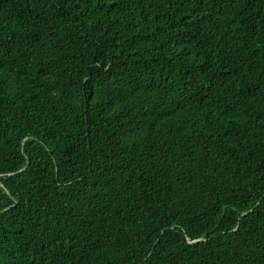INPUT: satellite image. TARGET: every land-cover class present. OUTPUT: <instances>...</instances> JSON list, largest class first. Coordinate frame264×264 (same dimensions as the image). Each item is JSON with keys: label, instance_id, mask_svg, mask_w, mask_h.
Wrapping results in <instances>:
<instances>
[{"label": "trees", "instance_id": "obj_1", "mask_svg": "<svg viewBox=\"0 0 264 264\" xmlns=\"http://www.w3.org/2000/svg\"><path fill=\"white\" fill-rule=\"evenodd\" d=\"M0 264H264V0H0Z\"/></svg>", "mask_w": 264, "mask_h": 264}]
</instances>
